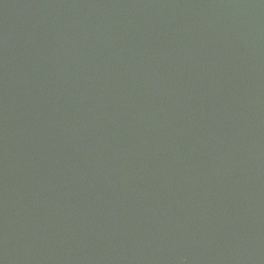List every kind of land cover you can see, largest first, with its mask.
Returning <instances> with one entry per match:
<instances>
[{
  "label": "water",
  "instance_id": "95a60500",
  "mask_svg": "<svg viewBox=\"0 0 264 264\" xmlns=\"http://www.w3.org/2000/svg\"><path fill=\"white\" fill-rule=\"evenodd\" d=\"M0 264H264V0H0Z\"/></svg>",
  "mask_w": 264,
  "mask_h": 264
}]
</instances>
